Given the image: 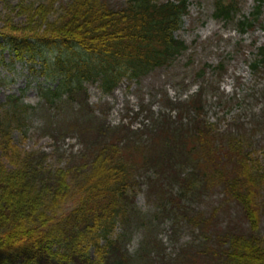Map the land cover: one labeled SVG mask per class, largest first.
<instances>
[{"label":"trees","instance_id":"16d2710c","mask_svg":"<svg viewBox=\"0 0 264 264\" xmlns=\"http://www.w3.org/2000/svg\"><path fill=\"white\" fill-rule=\"evenodd\" d=\"M55 2L21 6L25 26L6 23L0 28V48L25 60L31 73L45 81L38 82V94L47 108L76 106L92 115L86 83H97L103 94L113 95L124 79L138 85L187 50L176 32L188 0H62L54 7ZM213 2L215 19L237 21L242 32L253 24L264 31V0H256L248 15H239L232 3ZM256 48L249 62L253 71L264 67V46ZM221 68L216 65L218 71ZM192 74L200 80L205 72ZM176 84L182 91L188 88L182 78ZM200 94L201 86L185 98L165 97V109L176 113L170 130L174 142L153 155L161 168L155 171L164 174L155 184L161 194L155 200L163 204L148 224L155 231L154 222L158 224L161 216L189 230L190 242L182 249L180 264H264L257 205L264 164L253 157L241 133L220 129V134L216 122L202 119L205 103L196 105ZM32 109L20 96H9L0 104V264H128L116 252L121 235L113 236L115 226L127 223L135 213L125 201L128 170L117 159L116 165H108L113 155H102L100 149L81 185L67 177L65 168L46 167L44 152L24 151L13 142V133L24 127ZM126 111L130 120L146 117L154 129L168 118L164 110L154 112L151 104ZM92 116L94 124L101 123ZM72 122L68 131L75 125L87 126L80 119ZM247 122L238 127L247 129ZM252 123L253 133L263 139L264 114ZM217 187L226 203L233 201L235 217L241 221L228 222L221 230L215 214L206 217L198 206ZM67 201L73 208L60 212Z\"/></svg>","mask_w":264,"mask_h":264},{"label":"rangeland","instance_id":"374dc122","mask_svg":"<svg viewBox=\"0 0 264 264\" xmlns=\"http://www.w3.org/2000/svg\"><path fill=\"white\" fill-rule=\"evenodd\" d=\"M46 1L0 0V28L6 23L25 26L28 21L20 7ZM60 1L56 0L54 7ZM220 1L232 3L239 15H248L256 3V0ZM188 2L187 14L182 18L181 29L176 32L187 45L185 53L171 66L151 73L138 85L124 79L113 95L103 94L97 83H86L87 101L93 116L89 111L77 110L76 106L47 108L38 94V82L45 83L43 78L34 76L25 60L14 59L7 48H0V80H3L0 83V104L9 96H20L23 104L34 108L28 114L24 127L12 135L13 142L20 149L44 152L47 155L46 167L65 168L67 177L73 178L78 185L86 179L99 149L102 155H113L112 160L108 158V165L114 166L120 161L128 170L130 190L125 201L135 213L127 223L115 226L113 231L114 237H123L115 245L116 252L122 253L129 260L128 264H180L182 249L190 242L189 230L180 228L174 220L159 216L158 224L154 222L153 232L148 224V219L156 213V207L163 204V201L157 203L155 200L161 195L155 190V184H160L164 174L157 172L161 171L156 167L160 161L153 155L159 148L174 142V133L170 130H173L176 113L165 109V97L169 99L182 94L185 98L201 86L196 105L205 103L201 108L202 119L216 122L220 134V129L224 133H241L244 142L253 150V157L255 155L260 165L264 164V138L253 133L252 129V122L264 114V93H261L264 91V67L253 71L249 66L257 52L256 47L264 46L262 26L254 24L242 32L237 21L225 23L213 17V0ZM261 10L264 18V3ZM50 19L53 20L54 16ZM219 63L222 68L218 71L216 65ZM194 70L205 74L200 80L196 79L192 74ZM179 78L188 86L183 91L176 87ZM149 104L154 112L164 110L168 116L155 129L146 117L130 120L126 111L128 108L136 110L138 106L147 108ZM191 105L189 101L187 106ZM89 115L101 123L94 124ZM76 119L87 126L75 125L73 131H68L71 121L74 123ZM241 122H247V129L238 127L243 125ZM91 130V133L82 135ZM54 131L58 133L56 138ZM144 152L148 155L144 156ZM148 159L154 161L148 162ZM261 186L257 205L261 216L259 229L264 241V184ZM221 193V188L217 187L198 204L206 217L215 214L218 230L228 222H241L235 217L233 201L226 203ZM68 201L60 212L73 208V203Z\"/></svg>","mask_w":264,"mask_h":264}]
</instances>
